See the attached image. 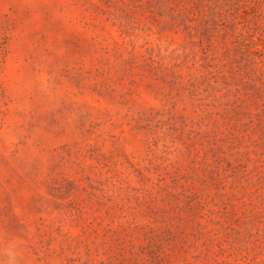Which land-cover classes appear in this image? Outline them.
Segmentation results:
<instances>
[{
  "label": "rangeland",
  "instance_id": "obj_1",
  "mask_svg": "<svg viewBox=\"0 0 264 264\" xmlns=\"http://www.w3.org/2000/svg\"><path fill=\"white\" fill-rule=\"evenodd\" d=\"M0 264H264V0H0Z\"/></svg>",
  "mask_w": 264,
  "mask_h": 264
}]
</instances>
